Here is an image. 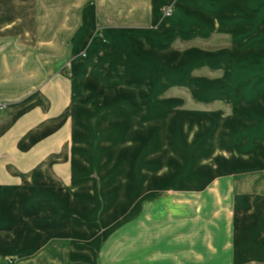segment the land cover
I'll return each mask as SVG.
<instances>
[{"label":"crops","instance_id":"obj_1","mask_svg":"<svg viewBox=\"0 0 264 264\" xmlns=\"http://www.w3.org/2000/svg\"><path fill=\"white\" fill-rule=\"evenodd\" d=\"M164 6H171L169 15L163 14ZM179 28L186 30L185 37L202 33L207 35L202 41L209 44L229 39L230 48L258 54V127H264V0H0V103L19 102L35 92L40 85V62L48 65L47 70L54 69L57 55L62 61L73 54L79 58L73 60L72 68L89 71L84 80L75 73L79 83L84 81L101 93L100 106L114 99L133 104L139 91L118 84L107 88L104 75L94 69L92 54L116 48L109 62L115 66L122 57L123 63L112 74L127 85L144 82L148 71L137 58L143 51L139 48H166L157 35L165 39L168 29ZM67 83L53 79L46 88L56 87L51 90L55 94L71 88ZM41 97L47 108L55 98ZM57 101L64 107L63 99ZM21 103L0 120V264H264L263 195L258 196V210L232 211L239 215L231 240L226 236L230 227L223 222L227 210H145L126 224V232L119 234L117 229L106 235L110 228L104 226L105 219L98 224L92 212L97 210L96 202L86 209L93 201L86 199L81 188L71 189L70 183L82 178V169L92 164L99 149L93 152V140L97 145H111L105 157L108 166L133 157V164L146 172L156 159L148 151L166 142L167 149L177 153L186 126L183 131L175 125L151 132L141 125L154 115L163 121L165 114L125 105L90 112L77 104L70 110L69 131L61 125L37 128L31 120L35 111L40 109L43 118L52 117L42 110L39 95ZM202 124L208 128L210 120ZM197 133L193 129L190 141ZM168 135H174L173 142H168ZM162 136L167 138L161 143ZM70 140H85L86 161L67 160ZM120 144L124 146L113 149ZM205 149L198 152L204 155ZM211 163L195 164L191 182L204 181L209 172L197 174L204 166L210 173L215 171ZM170 175L174 174L162 177L170 180ZM131 179L120 182L111 193L131 195L135 190ZM205 199L210 200H205L208 206L215 202L211 193Z\"/></svg>","mask_w":264,"mask_h":264},{"label":"rangeland","instance_id":"obj_2","mask_svg":"<svg viewBox=\"0 0 264 264\" xmlns=\"http://www.w3.org/2000/svg\"><path fill=\"white\" fill-rule=\"evenodd\" d=\"M161 10L164 15H169L171 6H164ZM157 26L158 24L155 27ZM184 28L168 29L165 39L161 33L157 35V41L160 40L166 48H139L143 51L137 54V58L148 71L144 82H132L127 85L125 80L112 74L113 69L123 63L122 57H118L115 66L109 62L114 54L111 50L116 51V48L94 51L92 54L95 59L94 69L104 75V84L107 88L118 84L139 91L137 101L133 104L114 99L100 106L98 101L101 93L96 92L84 81L79 83L75 73H79V80H84L89 76V71L72 68L73 60L79 58L73 54L64 57L62 61H59L57 55L53 64L54 69L47 70L48 65L40 62V85L35 92L19 102L0 103V120H3L11 108H15L21 102L26 103L29 98L38 94L42 110L48 111L47 114L52 117L43 118L38 107L39 110L35 111L31 118L37 128L61 125L69 131L70 110L77 104L90 112L95 108L109 110L125 105L135 111L151 110L161 112L162 116L165 114L166 118L163 121H159L160 119L154 115L148 119L147 124L141 125L153 129L151 132H160L165 126L167 128L175 125L183 131V127L186 126L184 128L187 131H183L185 135H181V139L178 140L182 145L181 149L177 150L178 155L175 149H167L164 144L166 142H163L167 137L168 142H173L171 138L173 139L174 135L162 136L160 140L163 143L148 151V156L156 159L146 172L140 171L139 165L133 164L131 161L133 157L129 162L123 159L117 165L108 166L105 157L112 148L111 145L106 142L97 145L93 140L91 148H94L93 152L95 148H99L100 155L98 157V151L93 155L92 164L82 169V178L79 181H72L70 187L72 190L74 187L81 188L86 199L93 201L86 204V209L90 210L94 201L96 202L97 210L92 212H96L98 224L100 218L105 219L104 226L108 225L110 228L106 235L117 229H120L119 234L126 232V224L139 218L145 210H227L225 220L220 218V222L223 220L228 228L230 227L226 231V236L232 240L235 238L234 223L237 222L236 218L239 215L232 211L258 210L257 205L261 202L258 196H264V141L260 142L261 138L264 139V133H260L261 130L264 131V127H258V60H255V57L258 59V54L246 53L242 48H230L229 39L221 38L219 42L209 44L202 41L207 38V35L202 33L192 35L188 33L185 37ZM154 51H162L163 54L159 55ZM251 59H254L253 62ZM53 79L67 81L71 91L63 88L52 94L51 90H55L56 87L46 88V83ZM58 93L60 95H56ZM40 95L55 98L47 108ZM57 98L64 100V107H60ZM78 101L81 102L77 103ZM79 117H84L83 113ZM207 120H210L208 128L202 124H206ZM193 129L198 133L195 139L190 141ZM69 143L65 156L67 160L88 159V152L83 151L87 146L85 140H74L73 143L70 140ZM204 144L207 145L204 146L205 154L202 155L198 150L204 148L202 146ZM223 144H227L229 148H223ZM261 145L263 152L260 154L258 147ZM123 146L124 144H120L113 149L117 150ZM215 147L220 149L216 150ZM146 161L143 160L142 164ZM197 163H211L213 164L211 168L215 170L210 173L206 166L200 169L197 173L200 176L208 172L209 174L198 185L191 182L195 176L193 166ZM164 173L174 175L168 176L170 180H165L162 177ZM130 177L133 178L135 185L131 195L124 191L111 193L120 182ZM138 181H142L141 184ZM209 193L213 194L216 202L210 206L205 202L210 201L205 199ZM113 211L115 213H112ZM251 222H256V219Z\"/></svg>","mask_w":264,"mask_h":264},{"label":"built area","instance_id":"obj_3","mask_svg":"<svg viewBox=\"0 0 264 264\" xmlns=\"http://www.w3.org/2000/svg\"><path fill=\"white\" fill-rule=\"evenodd\" d=\"M165 14H169V12H165Z\"/></svg>","mask_w":264,"mask_h":264},{"label":"bare ground","instance_id":"obj_4","mask_svg":"<svg viewBox=\"0 0 264 264\" xmlns=\"http://www.w3.org/2000/svg\"><path fill=\"white\" fill-rule=\"evenodd\" d=\"M223 231V230H222ZM126 235V234H125ZM123 238V237H122Z\"/></svg>","mask_w":264,"mask_h":264}]
</instances>
